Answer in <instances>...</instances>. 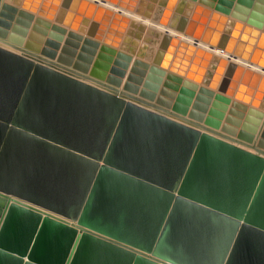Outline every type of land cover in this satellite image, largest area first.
Listing matches in <instances>:
<instances>
[{"label": "water", "instance_id": "95a60500", "mask_svg": "<svg viewBox=\"0 0 264 264\" xmlns=\"http://www.w3.org/2000/svg\"><path fill=\"white\" fill-rule=\"evenodd\" d=\"M0 264H264V0H0Z\"/></svg>", "mask_w": 264, "mask_h": 264}, {"label": "bare ground", "instance_id": "6f19581e", "mask_svg": "<svg viewBox=\"0 0 264 264\" xmlns=\"http://www.w3.org/2000/svg\"><path fill=\"white\" fill-rule=\"evenodd\" d=\"M135 18H140L139 16H135ZM173 33H175L174 31H173Z\"/></svg>", "mask_w": 264, "mask_h": 264}]
</instances>
